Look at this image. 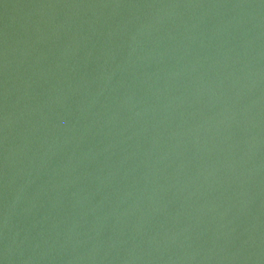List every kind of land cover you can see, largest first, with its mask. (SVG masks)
Instances as JSON below:
<instances>
[{"label": "water", "instance_id": "water-1", "mask_svg": "<svg viewBox=\"0 0 264 264\" xmlns=\"http://www.w3.org/2000/svg\"><path fill=\"white\" fill-rule=\"evenodd\" d=\"M0 264H264V0H0Z\"/></svg>", "mask_w": 264, "mask_h": 264}]
</instances>
